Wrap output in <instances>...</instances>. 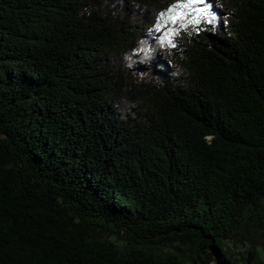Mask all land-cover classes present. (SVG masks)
I'll return each mask as SVG.
<instances>
[{
  "label": "trees",
  "instance_id": "trees-1",
  "mask_svg": "<svg viewBox=\"0 0 264 264\" xmlns=\"http://www.w3.org/2000/svg\"><path fill=\"white\" fill-rule=\"evenodd\" d=\"M176 2L0 0V264H264V0Z\"/></svg>",
  "mask_w": 264,
  "mask_h": 264
},
{
  "label": "snow or ice",
  "instance_id": "snow-or-ice-1",
  "mask_svg": "<svg viewBox=\"0 0 264 264\" xmlns=\"http://www.w3.org/2000/svg\"><path fill=\"white\" fill-rule=\"evenodd\" d=\"M201 5L199 8H193V5ZM209 0H177L176 3L167 7L166 11L159 13L155 30L163 34L157 37L160 44H167L170 47H175L173 37L176 34V29L168 27L167 24H162L161 20H167L168 23L175 24L177 21L181 22V27L184 26L183 21L187 18L192 25L199 26L201 23L215 25L217 21V14L212 9L215 8ZM191 9L194 15H191L188 10ZM199 31V28H197ZM147 53V49H141Z\"/></svg>",
  "mask_w": 264,
  "mask_h": 264
},
{
  "label": "clouds",
  "instance_id": "clouds-1",
  "mask_svg": "<svg viewBox=\"0 0 264 264\" xmlns=\"http://www.w3.org/2000/svg\"><path fill=\"white\" fill-rule=\"evenodd\" d=\"M216 3H217V6H218V7H223V6H224L223 3H221V0H216ZM128 59H129V57L127 56V54H125V56H124V63H125V66L131 68L132 65H130V64L127 63ZM184 59H185L184 56H180V60H184ZM176 67H177V70H176V71H173V72L171 73V75L174 76V77H178V76L182 75V70H181L180 66L177 65ZM142 78H143V77L141 76V79H142ZM158 83H159V82H158Z\"/></svg>",
  "mask_w": 264,
  "mask_h": 264
},
{
  "label": "rangeland",
  "instance_id": "rangeland-1",
  "mask_svg": "<svg viewBox=\"0 0 264 264\" xmlns=\"http://www.w3.org/2000/svg\"><path fill=\"white\" fill-rule=\"evenodd\" d=\"M213 1V3H215L216 4V0H212Z\"/></svg>",
  "mask_w": 264,
  "mask_h": 264
}]
</instances>
